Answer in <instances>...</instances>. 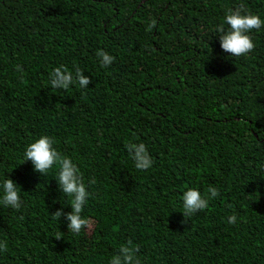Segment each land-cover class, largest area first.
<instances>
[{"label": "trees", "instance_id": "trees-1", "mask_svg": "<svg viewBox=\"0 0 264 264\" xmlns=\"http://www.w3.org/2000/svg\"><path fill=\"white\" fill-rule=\"evenodd\" d=\"M240 6L264 21V0H0V183L21 197L19 210L0 203V264H109L129 240L140 264H264V25L239 57L216 31ZM60 66L89 85L52 88ZM43 135L89 193L78 234L53 216L71 211L58 166L25 161ZM186 186L220 194L184 218Z\"/></svg>", "mask_w": 264, "mask_h": 264}, {"label": "clouds", "instance_id": "clouds-1", "mask_svg": "<svg viewBox=\"0 0 264 264\" xmlns=\"http://www.w3.org/2000/svg\"><path fill=\"white\" fill-rule=\"evenodd\" d=\"M243 6L236 9L229 8L224 17V22L217 26L216 31L219 33L220 46L223 51L229 53L233 57H239L251 52L255 44L250 36L252 29L259 30L264 21L259 15L251 12L242 11ZM225 24L228 26L225 28ZM156 25V21L152 20L148 25L147 31H151ZM97 56L102 57L101 65L109 66L114 57L103 50L97 51ZM17 71H23L17 65ZM49 85L52 88L67 90L74 83H78L81 88H85L90 83V78L82 72L79 67H75L74 72L69 71L66 67H56L49 73ZM54 141L47 135L40 136L26 146L25 161H31L34 170L38 173L46 174L54 165L58 166V179L56 180L60 190L70 198L69 205L71 211L65 213L63 208L57 209L53 216L60 219L62 216L67 219V228L73 233H80L82 228H90V220L83 218L81 213L83 206L89 196L85 183L80 174V169L68 156L61 155L53 146ZM127 151L138 170H147L153 164L151 155L144 143L129 142L126 144ZM94 183V179L91 181ZM16 183L7 178L0 183L3 195L0 197V203L5 207H12L19 210L21 208V197L19 195ZM219 190L213 186H209L204 196L197 188L187 187L182 194L183 216L191 217L197 212L208 208L209 199L219 196ZM22 219V217H21ZM236 215L228 217V223H236ZM60 239L61 236H55ZM138 247L134 246L132 241H127L118 249V252L112 256L109 264H140L135 253ZM0 251H7V243L0 242Z\"/></svg>", "mask_w": 264, "mask_h": 264}]
</instances>
